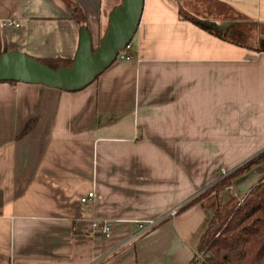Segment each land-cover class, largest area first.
<instances>
[{
  "label": "crops",
  "instance_id": "0c3cea01",
  "mask_svg": "<svg viewBox=\"0 0 264 264\" xmlns=\"http://www.w3.org/2000/svg\"><path fill=\"white\" fill-rule=\"evenodd\" d=\"M121 1L0 0V55L74 59ZM131 48L77 91L0 81V264H190L264 177L182 208L264 150V0H145Z\"/></svg>",
  "mask_w": 264,
  "mask_h": 264
},
{
  "label": "water",
  "instance_id": "95a60500",
  "mask_svg": "<svg viewBox=\"0 0 264 264\" xmlns=\"http://www.w3.org/2000/svg\"><path fill=\"white\" fill-rule=\"evenodd\" d=\"M145 0H122L109 15V25L97 48L82 25L78 51L71 66L53 68L17 49L0 55V81L43 84L77 91L93 83L130 44L138 30Z\"/></svg>",
  "mask_w": 264,
  "mask_h": 264
},
{
  "label": "trees",
  "instance_id": "16d2710c",
  "mask_svg": "<svg viewBox=\"0 0 264 264\" xmlns=\"http://www.w3.org/2000/svg\"><path fill=\"white\" fill-rule=\"evenodd\" d=\"M73 60L56 58L43 62L58 68L71 66ZM31 126L32 123H29L25 132ZM263 159L264 150L182 208L210 190L220 192L231 185L235 177ZM190 264H264V177L251 187L243 199L233 197L219 203Z\"/></svg>",
  "mask_w": 264,
  "mask_h": 264
},
{
  "label": "built area",
  "instance_id": "2783aa9c",
  "mask_svg": "<svg viewBox=\"0 0 264 264\" xmlns=\"http://www.w3.org/2000/svg\"><path fill=\"white\" fill-rule=\"evenodd\" d=\"M5 25H9V26L11 25V26L18 27V26H20V23L18 21H15V20H10V21L5 22ZM118 57L127 58V59H130L133 57L131 43L128 44L124 49H122L119 52ZM94 197H95V192L90 191L87 195H85L81 198V201L87 202V201L93 199ZM175 210H173L172 213H175ZM149 223L154 224L155 221L152 220ZM92 225L94 226V228L99 229L101 231V233L106 237L111 236L113 233V228L111 227L109 222H101L99 220H93Z\"/></svg>",
  "mask_w": 264,
  "mask_h": 264
},
{
  "label": "rangeland",
  "instance_id": "374dc122",
  "mask_svg": "<svg viewBox=\"0 0 264 264\" xmlns=\"http://www.w3.org/2000/svg\"><path fill=\"white\" fill-rule=\"evenodd\" d=\"M186 6L191 10V11H198L199 12V14H202L201 13V11H199V9H198V7H196V5L194 6L191 2L190 3H186ZM245 38L244 37H241V40H244ZM246 196V194L245 195H243V196H234V197H237V199L238 200H240V199H243L244 197Z\"/></svg>",
  "mask_w": 264,
  "mask_h": 264
}]
</instances>
